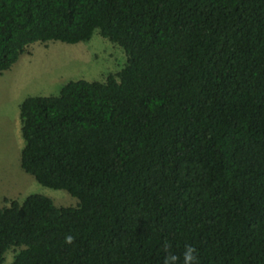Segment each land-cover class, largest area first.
<instances>
[{"label": "trees", "instance_id": "trees-1", "mask_svg": "<svg viewBox=\"0 0 264 264\" xmlns=\"http://www.w3.org/2000/svg\"><path fill=\"white\" fill-rule=\"evenodd\" d=\"M95 31L117 73L19 105L22 170L78 204L0 209V264H264V0H0V72Z\"/></svg>", "mask_w": 264, "mask_h": 264}, {"label": "rangeland", "instance_id": "rangeland-1", "mask_svg": "<svg viewBox=\"0 0 264 264\" xmlns=\"http://www.w3.org/2000/svg\"><path fill=\"white\" fill-rule=\"evenodd\" d=\"M125 62L124 51L95 31L79 44H31L0 72V209L11 201L22 203L31 194L49 198L56 207H76L78 200L65 190L44 187L22 170L19 105L27 97L57 96L68 81H103ZM14 254V249L8 250L3 264H10Z\"/></svg>", "mask_w": 264, "mask_h": 264}, {"label": "clouds", "instance_id": "clouds-1", "mask_svg": "<svg viewBox=\"0 0 264 264\" xmlns=\"http://www.w3.org/2000/svg\"><path fill=\"white\" fill-rule=\"evenodd\" d=\"M69 242H71V237H68ZM196 250L191 246H186L183 256H184V264H194L195 261ZM176 260L175 256H171L168 258V262L166 264H171Z\"/></svg>", "mask_w": 264, "mask_h": 264}]
</instances>
